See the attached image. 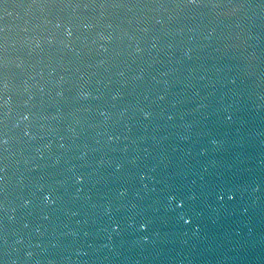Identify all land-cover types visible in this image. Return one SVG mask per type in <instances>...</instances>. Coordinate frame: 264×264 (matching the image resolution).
Wrapping results in <instances>:
<instances>
[{"label":"water","instance_id":"water-1","mask_svg":"<svg viewBox=\"0 0 264 264\" xmlns=\"http://www.w3.org/2000/svg\"><path fill=\"white\" fill-rule=\"evenodd\" d=\"M0 264H264V0H0Z\"/></svg>","mask_w":264,"mask_h":264}]
</instances>
